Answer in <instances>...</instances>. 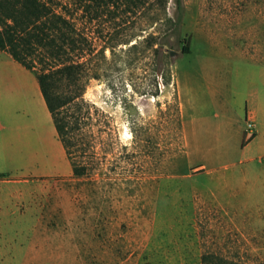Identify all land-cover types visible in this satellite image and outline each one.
Returning <instances> with one entry per match:
<instances>
[{"label":"rangeland","instance_id":"1","mask_svg":"<svg viewBox=\"0 0 264 264\" xmlns=\"http://www.w3.org/2000/svg\"><path fill=\"white\" fill-rule=\"evenodd\" d=\"M43 1L84 50L46 68L88 72L78 159L90 172L73 177L24 69L0 51L15 90L0 108L34 109L28 136L13 127L21 160L0 175V264L264 263V135L252 140L249 116L264 98V0Z\"/></svg>","mask_w":264,"mask_h":264},{"label":"trees","instance_id":"2","mask_svg":"<svg viewBox=\"0 0 264 264\" xmlns=\"http://www.w3.org/2000/svg\"><path fill=\"white\" fill-rule=\"evenodd\" d=\"M160 2L165 5L168 0ZM0 51L36 75L73 177L88 176L89 167L78 159L83 143L80 132L88 72L83 64L69 61L54 70L46 68L49 61H64L84 51L71 22L43 0H0ZM183 52L190 53L188 45H184ZM37 64L42 65L41 71L37 70ZM222 261L212 254L202 257L203 264Z\"/></svg>","mask_w":264,"mask_h":264},{"label":"crops","instance_id":"3","mask_svg":"<svg viewBox=\"0 0 264 264\" xmlns=\"http://www.w3.org/2000/svg\"><path fill=\"white\" fill-rule=\"evenodd\" d=\"M22 69L24 70H20V71L24 73L23 76H24V84L26 85V89H29V91L32 94V103L35 105L38 115L41 117L45 126H47V129L53 138V144L56 146V148H59L60 147L59 143L61 142L58 138L57 131L55 129L51 113L47 107V104L41 92L39 83L37 79L35 81L34 79L30 78V76L27 74L29 70H27L23 66H22ZM3 84L5 85V88H3ZM0 89H3V92L0 91V99H2L4 93L10 94L15 91L13 90V88H9L5 84L4 79L2 80L1 78H0ZM254 98L255 99L252 101L251 108L249 110L250 112L249 116L252 119V123L254 124L255 129H256L255 136L252 140L258 141L262 139L264 135L263 133L264 131V98L263 96L261 98L259 94ZM33 113H34V109L30 107L29 103L20 102L18 101V99H15L13 103L7 104L4 107V109L0 108V175L2 171H5L4 168L6 169L7 163L10 162L11 164H16L17 161L21 160V157L19 154L20 145L14 140L15 134H14L13 127L15 126L16 123H21L24 126L23 134L28 136L30 132L29 130H30V124H31L30 118H31V114ZM27 147L28 146L24 142V147H23L24 150L27 151ZM62 149L64 151V154L66 155L63 145H62ZM46 177H39V178H46ZM9 181L10 180L3 181V182L7 183Z\"/></svg>","mask_w":264,"mask_h":264},{"label":"water","instance_id":"4","mask_svg":"<svg viewBox=\"0 0 264 264\" xmlns=\"http://www.w3.org/2000/svg\"><path fill=\"white\" fill-rule=\"evenodd\" d=\"M170 55H171V57H175L178 55V53L173 51V50H170Z\"/></svg>","mask_w":264,"mask_h":264},{"label":"built area","instance_id":"5","mask_svg":"<svg viewBox=\"0 0 264 264\" xmlns=\"http://www.w3.org/2000/svg\"><path fill=\"white\" fill-rule=\"evenodd\" d=\"M252 128H253V124L251 123L248 125V129L251 130Z\"/></svg>","mask_w":264,"mask_h":264}]
</instances>
